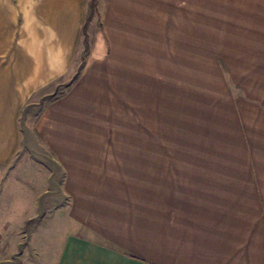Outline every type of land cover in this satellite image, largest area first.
<instances>
[{"label":"rangeland","instance_id":"rangeland-1","mask_svg":"<svg viewBox=\"0 0 264 264\" xmlns=\"http://www.w3.org/2000/svg\"><path fill=\"white\" fill-rule=\"evenodd\" d=\"M106 5L108 0L85 1L82 36L68 71L37 90L21 111L14 172L31 177L32 191L48 192L24 225L19 215L9 218L0 210V264H53L60 238L71 228L67 198L55 191L64 168L37 122L84 70L79 83L86 79L88 114L76 115L91 123L102 159L108 153L153 155L160 170H170V159L180 167L200 164L186 159H207L230 168L253 150L263 151L262 138H249L248 127L253 131L264 115V0H160L157 10L135 16L111 10L104 25ZM38 21L16 18V40L24 32L31 37Z\"/></svg>","mask_w":264,"mask_h":264},{"label":"crops","instance_id":"crops-1","mask_svg":"<svg viewBox=\"0 0 264 264\" xmlns=\"http://www.w3.org/2000/svg\"><path fill=\"white\" fill-rule=\"evenodd\" d=\"M85 1L0 0V210L19 215V225L29 223L39 196L48 192L32 191L31 177L14 172L21 111L37 90L68 71L82 36ZM159 1L108 0L104 25L111 10L135 16L157 10ZM18 17L39 19L32 36L24 32L19 41ZM81 75L37 122L64 168L55 191L67 198L71 225L53 264H264V147L230 168L207 159H186L200 164L180 167L170 159V170H160L153 155L108 153L102 159L91 123L77 119L78 112L88 114ZM253 127L249 138L260 137L264 145V115Z\"/></svg>","mask_w":264,"mask_h":264},{"label":"trees","instance_id":"trees-1","mask_svg":"<svg viewBox=\"0 0 264 264\" xmlns=\"http://www.w3.org/2000/svg\"><path fill=\"white\" fill-rule=\"evenodd\" d=\"M75 79L74 80H71L69 83H67V86H70L71 84H73V82L75 81ZM64 93H65V91H63L58 97H60ZM58 97L54 98L52 101L56 100ZM52 101H50V102H52Z\"/></svg>","mask_w":264,"mask_h":264}]
</instances>
